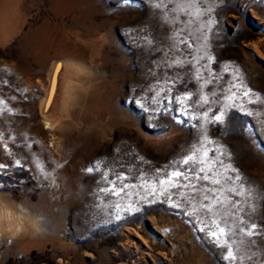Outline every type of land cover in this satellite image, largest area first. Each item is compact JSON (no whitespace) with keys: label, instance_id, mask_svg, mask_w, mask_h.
<instances>
[{"label":"rangeland","instance_id":"1","mask_svg":"<svg viewBox=\"0 0 264 264\" xmlns=\"http://www.w3.org/2000/svg\"><path fill=\"white\" fill-rule=\"evenodd\" d=\"M153 2L0 0V264L264 260V0Z\"/></svg>","mask_w":264,"mask_h":264},{"label":"snow or ice","instance_id":"2","mask_svg":"<svg viewBox=\"0 0 264 264\" xmlns=\"http://www.w3.org/2000/svg\"><path fill=\"white\" fill-rule=\"evenodd\" d=\"M132 0H123L124 4H129L131 3ZM176 2V7L172 8L169 10V13L171 12H177L178 14L180 12H186L188 9H194L196 7V5L198 3H200V0H169V3H173ZM153 6L156 8H164L166 7L164 0H154L153 2ZM187 14L191 15L192 13L188 12ZM165 22L167 21V16H165ZM177 17H173V22H176ZM185 23H191V20L186 21ZM149 43H151V41H149ZM181 43H184V41L182 40ZM171 50V49H169ZM181 61L177 60V59H171V64L175 65V64H179ZM165 63H167V61H165ZM179 75V73L177 74ZM219 118V117H217ZM7 165L4 164H0V168H6ZM203 171V169L201 170ZM176 176H179L180 173L177 172L175 173ZM198 179H200L201 177H197ZM204 179H207L208 177H203ZM236 179H239V177H236ZM217 183H219V181H217ZM195 187V186H194ZM209 191H211V189H209ZM234 195H240L239 191H235L233 193ZM214 195V194H213ZM205 199H208L207 195L205 196ZM217 203H222L218 200V198H216ZM239 201H234L233 202V207L239 209ZM205 207L208 209L209 212H212L214 208H216V211L219 212V209L216 207V204H210V205H205ZM225 225L227 224V221L224 222ZM240 223L243 224L244 220L243 218H241ZM216 228L218 230V234L217 231H211L209 234L217 241H219L221 236L226 235L225 232V227L221 226V225H216ZM257 225L252 224L251 228H241L239 231L241 233L246 234L248 237H253L255 235H264V232H257L256 231ZM233 243H237L235 240H233ZM257 243L256 240L254 239H250L249 241L245 242L243 239H241L238 242V246L236 248V252L240 253L241 252V246H245L244 247V251L243 253L238 257L237 255H235L233 253V251L231 249H229L226 253V258L229 259L230 261H236L237 259H240L241 261L247 259V260H253L254 257L261 255L262 252H264V250H257V251H252L251 245H255ZM219 246V245H218ZM253 264H264V260H253Z\"/></svg>","mask_w":264,"mask_h":264},{"label":"bare ground","instance_id":"3","mask_svg":"<svg viewBox=\"0 0 264 264\" xmlns=\"http://www.w3.org/2000/svg\"><path fill=\"white\" fill-rule=\"evenodd\" d=\"M46 104H49V100H46ZM0 203L3 202L1 201ZM2 206L0 205V237L4 239L8 238L10 235H12L11 237H14L26 232V230H28L26 228V222L32 226H37V224H39L37 221H35L36 218H31L29 215L26 216L10 209L9 207H11V205L9 207L7 206L6 208L4 205ZM23 213L25 212L23 211ZM32 226L30 228H32Z\"/></svg>","mask_w":264,"mask_h":264}]
</instances>
